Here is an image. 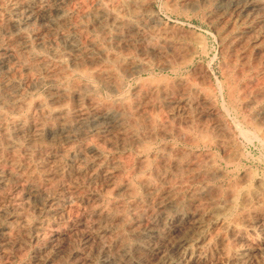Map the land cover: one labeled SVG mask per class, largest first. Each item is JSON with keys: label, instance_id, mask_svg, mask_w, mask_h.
<instances>
[{"label": "rangeland", "instance_id": "374dc122", "mask_svg": "<svg viewBox=\"0 0 264 264\" xmlns=\"http://www.w3.org/2000/svg\"><path fill=\"white\" fill-rule=\"evenodd\" d=\"M263 113L264 0H0V264H264Z\"/></svg>", "mask_w": 264, "mask_h": 264}, {"label": "bare ground", "instance_id": "6f19581e", "mask_svg": "<svg viewBox=\"0 0 264 264\" xmlns=\"http://www.w3.org/2000/svg\"><path fill=\"white\" fill-rule=\"evenodd\" d=\"M131 14V13H130ZM138 16V15H137ZM135 20V19H134ZM138 22V21H137ZM154 35V34H153ZM87 72V71H86ZM121 81V80H120ZM262 92V91H261ZM249 94V93H248ZM261 95V94H260ZM263 96V95H262ZM256 98V97H255ZM54 100V99H53ZM259 100V99H258ZM257 100V101H258ZM2 101V100H1ZM248 101V100H247ZM253 101V100H252ZM247 103V102H246ZM246 103H245V105H246ZM24 106V105H23ZM247 106H249V105H247ZM9 107V106H8ZM39 107V106H38ZM213 107V106H212ZM264 114V113H263ZM1 116V115H0ZM258 117V116H257ZM49 118V117H48ZM260 118V117H259ZM258 118V119H259ZM104 119V118H103ZM107 120V119H106ZM63 121V120H62ZM62 125V124H61ZM65 125V124H64ZM219 126V125H218ZM81 127V126H80ZM221 128H223V127H221ZM258 128V127H257ZM27 129V128H26ZM250 129V128H249ZM253 129V128H252ZM41 130V129H40ZM223 130V129H222ZM245 130V129H244ZM263 130V129H262ZM59 131V130H58ZM63 133V132H62ZM38 134V133H37ZM198 134V133H197ZM256 134V133H255ZM200 135V134H199ZM209 135V134H208ZM52 137V136H51ZM212 139V138H211ZM213 141V140H212ZM211 141V142H212ZM225 141V140H224ZM180 160V159H179ZM148 161V160H147ZM213 161V160H212ZM190 168V167H189ZM211 170V169H210ZM202 172V171H201ZM213 173V172H212ZM103 174V173H102ZM216 176H217V174H216ZM213 177V176H212ZM183 179V178H182ZM209 183V182H208ZM189 185V184H188ZM211 187V186H210ZM238 188V187H237ZM181 189V188H180ZM212 189V188H211ZM126 190V189H125ZM172 191V190H171ZM197 195V194H196ZM232 195V194H231ZM236 196V195H235Z\"/></svg>", "mask_w": 264, "mask_h": 264}]
</instances>
